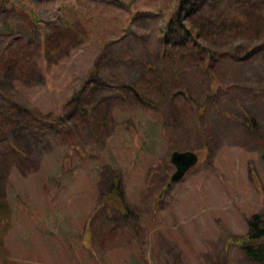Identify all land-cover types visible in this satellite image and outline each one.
<instances>
[{
    "label": "rangeland",
    "instance_id": "rangeland-1",
    "mask_svg": "<svg viewBox=\"0 0 264 264\" xmlns=\"http://www.w3.org/2000/svg\"><path fill=\"white\" fill-rule=\"evenodd\" d=\"M179 2L0 0V264H263L242 244L264 221V0H206L168 37ZM177 150L198 162L173 182ZM147 170L152 209L107 195Z\"/></svg>",
    "mask_w": 264,
    "mask_h": 264
},
{
    "label": "crops",
    "instance_id": "crops-1",
    "mask_svg": "<svg viewBox=\"0 0 264 264\" xmlns=\"http://www.w3.org/2000/svg\"><path fill=\"white\" fill-rule=\"evenodd\" d=\"M147 169H149V168H147ZM146 172H147L146 176L141 175V173H138V177L135 178L137 181L132 182V183H136V185L134 184V186H137L136 189H134L133 187L129 188L127 186L130 182L129 179H134V178L123 175V174L120 177L111 176V178L109 180H107V182L111 184V187H109L108 190H106L107 195H109L110 193H113V191L115 189H118V187H120L123 195H121V197H119V195H118V197H116V200H118L119 202H121L123 204V206H124L123 210L135 211L136 210L135 206H140L141 208H143L145 210L152 209L153 205H154V201L156 200V171L153 170L151 172V174L148 172V170ZM107 179H108V177H107ZM108 192H109V194H108ZM145 196H147V198ZM113 200H115V199H113ZM113 200H111V201H113ZM98 201H99V196H97L96 198H92L88 207L95 208L96 205L99 204ZM111 205H112V203H110V202L106 203L107 207L111 206ZM145 205H149V207L147 208V207H145ZM79 225L80 224H78L79 228H80V226H85V224L80 225V226ZM132 227H133V225H132ZM84 230H85V227H84ZM85 234H87V230L85 231ZM44 242H46L47 244L52 243L51 245H49L48 248L57 251V249H58L57 247L59 245V242L57 240L49 238V239L44 240ZM134 242H136V240Z\"/></svg>",
    "mask_w": 264,
    "mask_h": 264
},
{
    "label": "trees",
    "instance_id": "trees-1",
    "mask_svg": "<svg viewBox=\"0 0 264 264\" xmlns=\"http://www.w3.org/2000/svg\"><path fill=\"white\" fill-rule=\"evenodd\" d=\"M206 1V0H205ZM204 0H180L173 17L167 24L166 36L171 37L173 30L179 28L180 33L185 32L183 35L193 36L192 27L187 24L186 18L190 16L196 9H201L205 4ZM212 24V22H211ZM212 26V25H210ZM181 35V34H180ZM119 197L121 192L119 191ZM242 249L246 255L252 257L264 264V221L258 214H254L249 221V231L246 239L243 241Z\"/></svg>",
    "mask_w": 264,
    "mask_h": 264
},
{
    "label": "water",
    "instance_id": "water-1",
    "mask_svg": "<svg viewBox=\"0 0 264 264\" xmlns=\"http://www.w3.org/2000/svg\"><path fill=\"white\" fill-rule=\"evenodd\" d=\"M171 161L177 167L176 171L171 176V181L177 182L181 180L185 174L196 165L198 162V155L191 150H177L172 153Z\"/></svg>",
    "mask_w": 264,
    "mask_h": 264
}]
</instances>
